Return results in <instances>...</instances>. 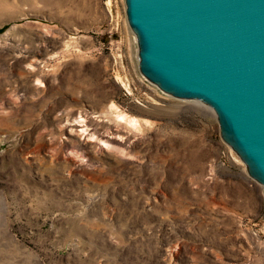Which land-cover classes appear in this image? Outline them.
Segmentation results:
<instances>
[{
  "label": "rangeland",
  "instance_id": "obj_1",
  "mask_svg": "<svg viewBox=\"0 0 264 264\" xmlns=\"http://www.w3.org/2000/svg\"><path fill=\"white\" fill-rule=\"evenodd\" d=\"M0 264H264V184L126 0H0Z\"/></svg>",
  "mask_w": 264,
  "mask_h": 264
},
{
  "label": "water",
  "instance_id": "obj_2",
  "mask_svg": "<svg viewBox=\"0 0 264 264\" xmlns=\"http://www.w3.org/2000/svg\"><path fill=\"white\" fill-rule=\"evenodd\" d=\"M140 69L217 113L221 135L264 184V0H126Z\"/></svg>",
  "mask_w": 264,
  "mask_h": 264
},
{
  "label": "bare ground",
  "instance_id": "obj_3",
  "mask_svg": "<svg viewBox=\"0 0 264 264\" xmlns=\"http://www.w3.org/2000/svg\"><path fill=\"white\" fill-rule=\"evenodd\" d=\"M122 117H125V115H122ZM129 120H130L131 122H134V118H133V117L129 118Z\"/></svg>",
  "mask_w": 264,
  "mask_h": 264
}]
</instances>
